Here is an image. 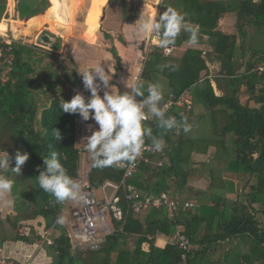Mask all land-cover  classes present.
<instances>
[{
    "label": "trees",
    "instance_id": "16d2710c",
    "mask_svg": "<svg viewBox=\"0 0 264 264\" xmlns=\"http://www.w3.org/2000/svg\"><path fill=\"white\" fill-rule=\"evenodd\" d=\"M156 1L103 0L95 4L96 29L101 39H92L88 35L89 8L76 29L80 0H49L50 6L48 0H9V4L8 0H0V27L4 28L0 34L8 28L16 30V21H10L11 27L1 22L8 13H14L15 4L17 18L25 21L23 28L15 32L32 34L46 24L49 16H54L60 25L47 28L55 34L68 37L76 29L64 52L73 65L79 67L83 58L77 43L81 38L92 49L95 64L103 61L102 54L107 51L119 64L116 50L111 49L116 44L134 59L132 73L140 64L148 40L138 30V19L155 12ZM162 3V11L174 7L186 14L189 23L199 26V42L190 44L188 33L182 32L172 45L178 51L168 56L153 46L140 79L145 84V96L149 83L163 86L161 105L170 94L179 96L189 90L192 109L183 114L174 109L166 115L176 117L178 122L186 118L192 130L184 133L182 124L180 128L164 130L145 109L153 136L166 142L165 156H149V162L142 163L127 183L144 194L167 191L179 201H196L198 206L190 212H179L175 220H168L163 211L153 206L133 212L121 187L123 170L117 165L92 166L89 177L95 188L105 182L118 186L122 220L111 219L115 231L105 236L96 250L74 248L72 239L66 236L55 238L52 245H44L51 264H181L183 250L154 241L157 235L169 237L179 226L190 239L186 264H226L229 256H236L239 264H264V74L252 72L253 67L264 63V0ZM227 13L236 17L232 33L221 29L220 19ZM47 32L56 38L55 50H59L62 37ZM124 32H128V38ZM13 48L9 80L0 83V151L9 152L11 166L17 150L28 152L29 159L20 175L11 170L4 173L14 182L11 193L15 216L11 229L17 220L30 215L42 217L48 227L58 216L61 203L40 188L37 166L42 170L43 158L56 151L68 174L77 175L80 155L74 133L81 117L64 112L60 103L71 99V86H82V80L75 68L50 50L20 42H15ZM208 63L214 68L209 69ZM165 64L179 65V69L162 68ZM241 88L247 97L243 101L239 99ZM89 95L84 93L86 98ZM56 129L63 137L59 142L53 137ZM200 156L205 159L196 160ZM154 158L163 164H156ZM197 165L206 170L205 187L191 183ZM232 175L244 178L245 190L241 194L229 178ZM2 230L3 238L7 237V228ZM14 237L29 241L28 237Z\"/></svg>",
    "mask_w": 264,
    "mask_h": 264
},
{
    "label": "clouds",
    "instance_id": "9594fccd",
    "mask_svg": "<svg viewBox=\"0 0 264 264\" xmlns=\"http://www.w3.org/2000/svg\"><path fill=\"white\" fill-rule=\"evenodd\" d=\"M185 17L186 14L168 6L162 12L156 11L146 17L140 16L138 30L146 38H155L156 45L161 49L172 46L182 32L188 33L190 44L196 45L199 42V26L189 23ZM101 62L92 67L85 66L79 71L83 86L90 95L86 98L82 93L77 92L70 100H63L60 103V108L64 112L78 114L83 121L91 119L98 126L87 136L86 144L93 167L133 164L145 150V138L151 140L154 151H162L165 141L161 137L153 136L152 129L144 123L148 119L147 113L156 118L159 127L164 130L180 128L181 124L184 133L187 134L192 130V125L186 118L178 122L176 117L166 115L168 106L161 105L164 99L161 84L149 83L145 96V84L138 77L130 85L126 84L129 90L122 92L116 87V90L112 91L109 85L113 73L108 65L106 71ZM161 67H167L171 71L179 69V65L172 64ZM102 86L105 89L103 95L100 94ZM137 97L142 99L138 100ZM53 137L58 142L63 138L58 129L53 131ZM28 159V152L17 150L14 166H11L12 157L9 152L0 151V198L11 193L14 183L4 173L11 170L20 175L21 168ZM43 164L45 167L42 170L37 166L39 175L36 176L43 191L55 197L57 203L80 199L81 184L68 174L56 151H53L50 157L43 158ZM6 203L11 204L12 201L7 200ZM56 223L63 225L65 218L57 217Z\"/></svg>",
    "mask_w": 264,
    "mask_h": 264
},
{
    "label": "built area",
    "instance_id": "2783aa9c",
    "mask_svg": "<svg viewBox=\"0 0 264 264\" xmlns=\"http://www.w3.org/2000/svg\"><path fill=\"white\" fill-rule=\"evenodd\" d=\"M160 8H162V0H160ZM16 39L10 38L8 34H0V83L3 85L9 80V74L12 70V65L14 61L13 47ZM149 47L156 45L155 38H151V43L149 42ZM175 46H170L168 49H163V54L168 56L175 51ZM143 61L140 64L139 70L134 80L140 75L143 69ZM209 69H213L214 65L209 64ZM252 72L257 75L264 74V63L258 64L252 68ZM82 93L84 95L85 90L72 86L71 87V98L77 93ZM139 100L140 98L137 97ZM168 106L167 113L174 109H177L181 114L188 112L192 109L193 101L192 95L189 90L183 91L179 96H174L170 94L163 105ZM162 105V106H163ZM148 119L144 122L147 125ZM91 126V127H89ZM98 126L95 121H83L80 118L75 125L74 142L78 149L80 158L84 155L90 161L88 167L82 171L79 162L78 173L74 179H76L81 184V197L79 200L74 201V205L70 206L73 202L72 200L65 201L61 203V209L57 217L62 216L66 208L70 209L71 219L69 221L70 230H67L65 223L63 225L57 224L56 220L51 223V225L45 230L42 237L39 238L36 243L39 246L45 244L52 245L54 240L52 234L57 229H64V236L72 239V242H76L77 247L82 250H88L95 243H100V238H105V236L112 234L115 229L112 225L111 219L116 221H121L123 217V210L120 205V199L116 195L118 186L110 182H105L101 187L104 193V200L99 201L96 197V188L93 186L89 171L91 169L92 160L90 153L86 150L87 136L91 134ZM145 150L140 158H138L133 164L125 163L124 165H117L123 170V176L121 180V187L124 190L125 200L131 205V210L133 212H139L145 206H153L156 209L163 211L164 215L168 220H175L179 212H190L198 206L196 201H179L177 198L171 197L167 191H162L159 195H154L151 193H141L138 189L128 184L127 181L130 179L135 172L138 170L142 163L149 162V156L162 155L165 156V147L162 151H154L151 147V143L148 138H145ZM165 160V159H164ZM154 162L158 165H162L163 161L159 158H154ZM108 184L114 186V191L110 197L106 196L105 188ZM169 244L177 247L179 250H183L182 263L186 264V252L190 248L189 236L182 230V228L177 227L175 232L169 236ZM0 264H32L30 260L20 261L17 259L6 257L3 253L2 246L0 244Z\"/></svg>",
    "mask_w": 264,
    "mask_h": 264
},
{
    "label": "crops",
    "instance_id": "0c3cea01",
    "mask_svg": "<svg viewBox=\"0 0 264 264\" xmlns=\"http://www.w3.org/2000/svg\"><path fill=\"white\" fill-rule=\"evenodd\" d=\"M254 1H257V0H254ZM14 2H15V0H14ZM14 13H15V4H14ZM5 20L6 19H3L4 22H5ZM9 20H13L12 17ZM3 21H1V22H3ZM235 22H236L235 15L233 13H227L220 19V24L222 25V23H224V30L222 29V26H221V29L224 31V33H232L234 31ZM43 29H44V27H42L39 31H37L36 34H33L34 37H32V39H31L32 43L40 45L38 42H35V41H36L38 36H41L45 32V30H43ZM124 35H125V37L128 38V32H124ZM55 36L57 37V35H55ZM67 42H68V39L66 42L64 39H62L59 50H61L63 52V57L65 59H67L68 62H70V60L64 54V52L66 50ZM53 43L56 44V38L53 40ZM80 46L82 47L83 58H82L80 66L79 67L75 66V69L77 71L78 76L82 80V77H81L79 71H81L85 66H88V65H91L89 67H92L95 65V63L92 62V59H93L92 49L88 46L89 52L87 55H85L83 45H80ZM113 48L116 50V54L120 58L119 64L117 63V59L113 56L111 51H107V52L102 54V60H103L102 63L105 66L106 71L108 70L107 69V65H108V67L111 69V71L113 73L112 79L110 80L111 85H109V88L112 91H115L116 87L120 91H127L129 89L126 87V84L130 85L131 83H133L135 81L134 77H132L130 74V72L134 66L135 61L132 57H130L128 55L129 53L120 49L116 44H114L111 49H113ZM151 50H152V48L149 49L147 47L146 51L144 52L145 54L143 53L144 54L142 56L143 64H144V61L146 59L147 54ZM175 51H178V49L175 48ZM85 56L86 57L89 56L88 59H86ZM88 61H91L92 64L88 63ZM142 61L140 59L141 63H142ZM115 67L117 68V70L115 69ZM75 86L84 89L85 92H89L88 90H86L84 88L83 82H82V86L81 85H75ZM104 90L105 89L102 86L101 90H100L101 95H103ZM81 159H82V157L79 159L80 163H81ZM229 178L231 180H233L234 186L236 188V192L241 194L245 190L244 189L245 182L243 180L244 179L243 176H240V175L233 176L232 175ZM7 200H11L12 203L7 204L6 203ZM13 204H14V199H13L12 193H9L4 198H0V244L2 246L4 255L6 257L17 259L20 261L30 260L32 262V264H51L52 258L47 253L46 248H44V245L39 246L36 243V241L42 237L45 230L51 224L48 227H46L45 226V220L42 217H35V215L34 216L30 215L26 219L17 220V221L15 220L16 221L15 228L11 229L12 221L14 220V216H15V212L13 210ZM261 217L264 218V214ZM3 228H7V230H8L7 237H5V238H3V234H2ZM179 228H182V227L179 226ZM64 233H65L64 229L60 228V229L55 230L54 233L52 234L53 240L55 238L61 236V235L64 236ZM15 235L28 237L29 241L16 239L14 237ZM168 240H169L168 236L157 235L156 237H154V241L156 244H164V243H167ZM101 242L102 241H100V243H99V247H100ZM225 260H226V264H239V260L236 256H229Z\"/></svg>",
    "mask_w": 264,
    "mask_h": 264
},
{
    "label": "rangeland",
    "instance_id": "374dc122",
    "mask_svg": "<svg viewBox=\"0 0 264 264\" xmlns=\"http://www.w3.org/2000/svg\"><path fill=\"white\" fill-rule=\"evenodd\" d=\"M81 1V8H80V10L78 11V14H77V18H76V20H77V23H76V29L80 26V24H81V22H82V17H83V14H84V12H85V10L87 9V8H89L90 9V14H91V17H90V22H91V28H90V30H89V33H88V35H89V37L90 38H92V39H101V36H100V34H99V32L97 31V29H96V23H95V19H96V16H97V12L95 11V9H94V7H95V4H98V3H101L103 0H80ZM48 2H49V0H48ZM160 3H161V1H160ZM8 4H9V0H8ZM49 6H50V2H49ZM162 6H163V3H162ZM162 9H163V7L162 8H160V6H159V10H158V12H161L162 11ZM52 11L53 12H55V9H53L52 8ZM45 13V12H44ZM43 13V14H44ZM14 14V15H13ZM12 15H10L9 13H8V16L6 17V18H3V19H6L7 20V25L9 26V27H11V26H13V24L10 22L11 20H9L11 17H12V19L14 20V21H16L17 23H15L14 25H15V28H16V30L15 31H17V30H21L22 28H23V24H24V22L25 21H22V20H19L18 18H17V15H16V13H13ZM3 19L1 20V21H3ZM60 20H58V19H56L54 16H49L48 17V19L45 21V23L46 24H44V29L43 30H47V31H49V32H52L54 35H57V36H60V35H58V34H55L53 31H51V29L52 28H50V30H49V28H47V27H49V25H54V24H56V25H60V22H59ZM222 29L224 30V23H222ZM75 29V30H76ZM75 30H74V32H75ZM3 31V32H2ZM15 31H12L11 29H9L8 28V32H7V34H8V36L10 37V38H13V39H16V42H20V43H24V44H28V45H34V43H29V42H23L22 40H25V41H30L31 39H32V37H34V35L33 34H36L37 33V31L36 32H33L32 34H25V33H19V32H15ZM39 31V30H38ZM47 31H45L42 35H41V37L42 38H48V39H50V40H52V42H53V40L55 39V37L54 36H52L50 33H48ZM73 32V33H74ZM0 33H4V28H2V27H0ZM73 33L72 34H70L68 37H63V36H60V37H62V39H64L65 40V42L67 41V39H69L72 35H73ZM18 37V38H21V40L20 39H17V38H15V37ZM150 43H151V40L149 41ZM77 43L79 44V45H83V47H84V54L85 55H87L88 54V52H89V49H88V45H87V43L83 40V39H81V38H78L77 39ZM55 44V43H54ZM41 45V44H40ZM37 45L36 44V46H38V48H42L43 50H50V51H52L53 53H55V54H57V55H59L61 58H63L71 67H73V68H75V65H73L71 62H68L67 61V59H65L64 57H63V52L61 51V50H55L56 48H50L49 49V47H47V46H44V45ZM153 46H155V45H152L151 47H149V45H148V48L149 49H151ZM59 51V52H58ZM146 51V50H145ZM149 51V50H148ZM82 53H83V51H82ZM145 54V53H144ZM143 54V55H144ZM142 55V56H143ZM86 57V56H85ZM88 57L89 56H87L86 57V59H88ZM141 61H142V58H141ZM88 63H91V61H88ZM141 63V62H140ZM92 64V63H91ZM89 66H91V65H88V67ZM72 87V86H71ZM246 95H245V93H244V91H243V89L241 88V91H240V96H239V99L241 100V101H243V99L244 100H246ZM81 157H82V159H81V163H80V165H81V170L82 171H84L87 167H88V165H89V163H90V161L84 156V155H81ZM201 157V158H200ZM200 157H198V159H196V160H202V159H205V157L204 156H200ZM197 158V157H196ZM196 168H197V172L195 173V174H193L192 175V178H191V183H192V185L193 186H195V187H205L206 185H207V181H206V170L205 169H202V168H200V165L198 166H196ZM96 197H97V199L99 200V201H103L104 200V193H103V189H102V187H97L96 188ZM74 205V201L70 204V206H73ZM69 206V207H70ZM69 207L68 208H66L65 209V211L63 212V214H62V216L65 218V227H66V229L67 230H70V225H69V221H70V219H71V215H70V209H69Z\"/></svg>",
    "mask_w": 264,
    "mask_h": 264
},
{
    "label": "water",
    "instance_id": "95a60500",
    "mask_svg": "<svg viewBox=\"0 0 264 264\" xmlns=\"http://www.w3.org/2000/svg\"><path fill=\"white\" fill-rule=\"evenodd\" d=\"M35 42H38L39 44L47 46L49 48H53V49L57 48L56 44H54L52 41H48L47 42L46 39H42L41 36H38ZM113 191H114V186L112 184H108L107 188H105L106 196L110 197L111 194L113 193ZM103 240H104V238H100L99 242L103 241ZM72 245H73L74 248L77 247L76 242H73ZM98 247H99V244L95 243L94 246H92L88 250H96V249H98Z\"/></svg>",
    "mask_w": 264,
    "mask_h": 264
},
{
    "label": "bare ground",
    "instance_id": "6f19581e",
    "mask_svg": "<svg viewBox=\"0 0 264 264\" xmlns=\"http://www.w3.org/2000/svg\"><path fill=\"white\" fill-rule=\"evenodd\" d=\"M159 6H160V0H157V1H156V6H155V12L159 10ZM6 34H7V32H6L5 34H1V35H6ZM14 37H15V36H14ZM15 38H16V37H15ZM42 39H46L47 42H48V41H52V40H50V39H48V38H42ZM150 40H151V38H148L147 43H146V48L148 47V44H149V41H150ZM146 48H145V50H146ZM139 67H140V64L134 69V71H133L132 73H130L132 77H135V76H136Z\"/></svg>",
    "mask_w": 264,
    "mask_h": 264
}]
</instances>
